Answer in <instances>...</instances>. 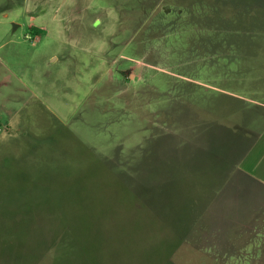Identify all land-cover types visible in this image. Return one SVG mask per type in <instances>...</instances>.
Returning a JSON list of instances; mask_svg holds the SVG:
<instances>
[{"label":"rangeland","instance_id":"rangeland-1","mask_svg":"<svg viewBox=\"0 0 264 264\" xmlns=\"http://www.w3.org/2000/svg\"><path fill=\"white\" fill-rule=\"evenodd\" d=\"M22 1L0 0V193L7 159L48 186L32 211L6 204L33 242L112 192L103 160L169 217L142 226L150 249L192 227L171 264H264V191L236 171L244 131L223 127L264 111V0Z\"/></svg>","mask_w":264,"mask_h":264},{"label":"trees","instance_id":"trees-1","mask_svg":"<svg viewBox=\"0 0 264 264\" xmlns=\"http://www.w3.org/2000/svg\"><path fill=\"white\" fill-rule=\"evenodd\" d=\"M215 126L218 125L215 123L210 127ZM223 127L230 137L232 133L244 131L242 128L232 129L225 125ZM242 134L249 135L246 131ZM84 151L88 155L91 152L90 149ZM92 164V169L103 173L104 184L114 188L112 192L101 196L84 193V196L95 199L90 203L92 206L84 209L83 215L76 217L71 225L64 222L51 228H43V232L35 236L34 243L35 230L29 224L31 215H19V212L15 214L16 211L11 209L15 207L9 208L6 204L10 198L12 203L29 198L31 201L25 202L19 208L32 211L35 203L41 198L50 197L46 193L48 186H40L39 182L34 180V174L28 170L24 171V166H21L22 163L18 160L7 159L3 162L2 171L5 170V177L9 179L13 192L0 193L7 197L0 200V264H50V260L43 262V259L48 256L52 259L56 255L62 257V254L70 264H171L172 255L190 234L192 227L184 226L181 235L184 237L171 245L166 255L154 252L153 248H149V244L144 243L145 230H142V226L146 224L148 227L153 222H163L169 217L159 216L160 214L148 209L147 211L146 194L135 192L122 177L113 172L107 162L96 160ZM211 181L210 185L215 191L220 183L215 177ZM40 187L45 193H36ZM34 199H37V202L34 203ZM25 206L27 207L21 208ZM202 214L203 211H200L197 215L194 214V218H200ZM45 218H48L46 214L41 216V219Z\"/></svg>","mask_w":264,"mask_h":264},{"label":"crops","instance_id":"crops-1","mask_svg":"<svg viewBox=\"0 0 264 264\" xmlns=\"http://www.w3.org/2000/svg\"><path fill=\"white\" fill-rule=\"evenodd\" d=\"M23 1L21 4H23ZM10 4H12V1H8L7 6ZM255 122L256 124H250L244 127V131L248 132L249 135H245L243 138H246L249 144L243 153L240 154L242 155L241 158L237 160L236 171L242 176H246L250 180L256 182L264 191V111L257 112ZM226 134L225 136L228 138L227 140H229L230 136ZM241 147L243 146H240L239 150H242ZM224 164L227 165L228 161Z\"/></svg>","mask_w":264,"mask_h":264},{"label":"water","instance_id":"water-1","mask_svg":"<svg viewBox=\"0 0 264 264\" xmlns=\"http://www.w3.org/2000/svg\"><path fill=\"white\" fill-rule=\"evenodd\" d=\"M17 27H18V25L15 24V25H14V29H16Z\"/></svg>","mask_w":264,"mask_h":264}]
</instances>
